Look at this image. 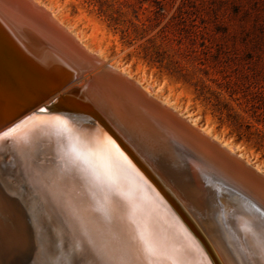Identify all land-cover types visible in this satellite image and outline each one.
Wrapping results in <instances>:
<instances>
[{"label": "bare ground", "instance_id": "bare-ground-1", "mask_svg": "<svg viewBox=\"0 0 264 264\" xmlns=\"http://www.w3.org/2000/svg\"><path fill=\"white\" fill-rule=\"evenodd\" d=\"M95 52L40 1L0 0L1 129L30 113L53 84L62 93L92 76L146 103L264 194L258 166ZM94 92L97 111L77 94L79 104L58 100L9 129L29 190L15 198L0 190V227L10 234L2 242L21 236L28 251L47 241L27 225V204L33 224L45 215L59 228L57 248L79 264H264V215L216 189L207 171L187 162L177 138L126 97ZM3 253L0 264H9Z\"/></svg>", "mask_w": 264, "mask_h": 264}, {"label": "rangeland", "instance_id": "rangeland-1", "mask_svg": "<svg viewBox=\"0 0 264 264\" xmlns=\"http://www.w3.org/2000/svg\"><path fill=\"white\" fill-rule=\"evenodd\" d=\"M38 1L264 174V0Z\"/></svg>", "mask_w": 264, "mask_h": 264}, {"label": "water", "instance_id": "water-1", "mask_svg": "<svg viewBox=\"0 0 264 264\" xmlns=\"http://www.w3.org/2000/svg\"><path fill=\"white\" fill-rule=\"evenodd\" d=\"M58 85L57 83L53 84L51 88H49V90L45 92V96H43V98L38 103H36L31 109H29V111H31L30 113L22 116V118L12 123L5 129H1L0 126V139L5 141L7 145L6 152H3L4 149L2 145H0V190L9 191L10 195L14 198L16 197L17 193H24L29 190L27 183L22 182L23 180H21L22 178L20 177L21 172L18 170L17 166L14 163L15 159L14 157H12V155L15 152L11 153V147L13 146L11 144V137L4 136L3 134L30 115L35 113L37 114L38 112L42 111L43 108L53 106V104H55V102L58 100L71 101L72 103L79 104L77 94L80 96L84 95V97L88 99L87 102H91L89 105L96 107V105H94L95 102H93L92 100V98L95 99V97H97L96 92H94V90H96L97 92H100L105 96L107 94L113 95V98L115 99H117L118 97L116 95H121L123 97H126L129 103H133L134 105L141 108L146 116H151L150 118L164 127L167 133L177 138V142H175L174 144L178 145V148L184 154L187 162L195 166V168L201 172L206 173L207 171L209 175H211V182L216 189L229 191L230 193L236 195V197L240 199L241 202L249 204L252 209L264 215V194L259 188H254L249 183L242 180L235 172L226 171V169L216 163L224 162L222 159H220L219 156L213 155L207 150L205 146L189 137V135L187 133L185 134L182 129H179L176 125L170 123L162 116V114L156 112V110L151 109L143 101L133 98L130 94L124 92L123 90H111L112 88L109 87L105 88L103 86V83L93 80L92 76L86 79L80 86H72L62 93L59 92L64 88V86ZM57 93L59 94L53 97ZM52 97L53 99H51L48 103L43 104V102L49 100ZM95 109L97 111V107ZM125 131L126 133H128V128H125ZM213 144L225 152V150L222 149L219 143L213 141ZM256 175H258L260 179L264 180L263 174L256 173ZM28 199H30V197H28ZM33 215L34 214L32 213L31 207L26 204L24 216L26 218L25 220L27 222V225L31 227V229H34L35 234H38L40 232L41 235L38 234L39 237L41 236L44 238V236H46L47 241L41 240V243H35L34 246H32L31 249L27 251L28 246L24 243L21 236L18 239L15 238L13 243L9 246L6 243L2 242V240L0 239V257L2 252H4V255L2 256L7 258L9 264H79L76 259H73L72 261V259H70V256H67L66 253L57 248V242L55 241V239L53 240L52 234L55 235L59 231V228H57L55 224L50 222L49 219L45 217V215L43 216L41 212L38 216L39 224L38 226H36V224H33V222L29 219V217H32ZM59 219H61L60 216ZM59 222H63V220H59ZM48 237L51 239V243L48 242ZM80 256L83 255H81V253L77 255L78 258ZM72 257L74 258L75 254Z\"/></svg>", "mask_w": 264, "mask_h": 264}, {"label": "snow or ice", "instance_id": "snow-or-ice-1", "mask_svg": "<svg viewBox=\"0 0 264 264\" xmlns=\"http://www.w3.org/2000/svg\"><path fill=\"white\" fill-rule=\"evenodd\" d=\"M11 131L12 130H9V132L4 133L3 135L4 136H8V135H10ZM113 147H115V146L113 145ZM141 239H142V241L144 243L145 250L151 251L152 250V242H151V240L148 237H146V236H141Z\"/></svg>", "mask_w": 264, "mask_h": 264}, {"label": "trees", "instance_id": "trees-1", "mask_svg": "<svg viewBox=\"0 0 264 264\" xmlns=\"http://www.w3.org/2000/svg\"><path fill=\"white\" fill-rule=\"evenodd\" d=\"M259 100H264V98H259ZM264 102V101H263ZM264 105V104H263ZM238 139H241L240 137L238 138ZM257 149H259L258 147H257Z\"/></svg>", "mask_w": 264, "mask_h": 264}]
</instances>
